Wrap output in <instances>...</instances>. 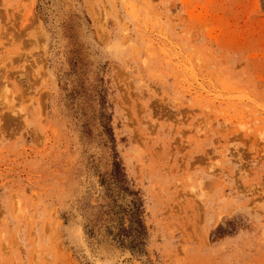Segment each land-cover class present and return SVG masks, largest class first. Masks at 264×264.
Listing matches in <instances>:
<instances>
[{"label":"rangeland","instance_id":"rangeland-1","mask_svg":"<svg viewBox=\"0 0 264 264\" xmlns=\"http://www.w3.org/2000/svg\"><path fill=\"white\" fill-rule=\"evenodd\" d=\"M0 264H264V0H0Z\"/></svg>","mask_w":264,"mask_h":264},{"label":"bare ground","instance_id":"bare-ground-1","mask_svg":"<svg viewBox=\"0 0 264 264\" xmlns=\"http://www.w3.org/2000/svg\"><path fill=\"white\" fill-rule=\"evenodd\" d=\"M26 20V19H25ZM25 24V23H24ZM22 27V26H21ZM152 52V51H151Z\"/></svg>","mask_w":264,"mask_h":264}]
</instances>
